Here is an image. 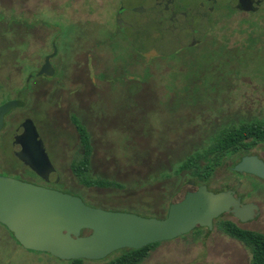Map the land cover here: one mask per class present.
<instances>
[{"label":"rangeland","instance_id":"obj_1","mask_svg":"<svg viewBox=\"0 0 264 264\" xmlns=\"http://www.w3.org/2000/svg\"><path fill=\"white\" fill-rule=\"evenodd\" d=\"M62 1L0 0V100H24L11 109L0 130V172L22 175L34 182L47 180L51 186L77 193L93 205L164 215L169 201L195 187L188 182L189 169L176 170L184 158L206 149L224 127L254 118L264 120V0L246 8L235 0H219V5L201 23V43L178 58L173 57L178 44L171 43L167 33L153 37L141 31L137 39L140 44L152 42L162 52H169L166 58L145 61L143 69L134 56L125 54L131 53L133 43H127L129 48L124 49L125 42L114 37L109 47L97 33L103 19L108 26L114 22L112 0H89L91 11L86 0H68L69 4ZM63 16L78 21L62 20ZM127 17L137 19L138 14L128 11ZM86 19H90L87 25L93 31L87 45L95 57L88 75L104 72L100 78L96 75L97 92H84L98 111L80 118L92 144L89 174L93 178L114 179L121 186H88L71 171L70 163L81 155L83 147L75 124L62 106L59 72L48 78L36 76L29 88L24 86L29 72L37 69L50 49L43 46L50 37L53 36L57 49L53 57L56 64L60 56L64 60L69 58L70 42L77 34L88 39V29L79 22ZM95 41L101 44L95 45ZM77 73L67 69L68 86L77 80L91 86L87 75L80 77ZM119 73L122 76L117 77ZM128 74H132L131 79ZM106 80L117 88L109 91ZM128 84H132L130 88ZM127 87L131 95L137 93V88L141 92L132 97L121 91ZM89 96L68 94L65 102L80 110L82 105L88 108ZM25 116L33 120L56 173L38 175L13 153L12 131ZM254 149L264 157V146ZM232 162L226 156L215 166L209 186L235 185L237 177V193L244 200L258 203L260 212L247 221H239L228 212L222 218L264 231V181L232 171ZM114 255L113 252L98 259L84 258L81 264H106ZM250 256L246 245L213 224L209 229L198 226L159 241L139 264H248ZM62 263V258L47 251L22 246L0 223V264Z\"/></svg>","mask_w":264,"mask_h":264},{"label":"water","instance_id":"obj_2","mask_svg":"<svg viewBox=\"0 0 264 264\" xmlns=\"http://www.w3.org/2000/svg\"><path fill=\"white\" fill-rule=\"evenodd\" d=\"M245 2L253 7L261 0H239L240 4ZM52 71L46 56L38 72ZM23 103L17 97L0 103V128L4 114ZM11 148L36 174L56 173L29 116L13 129ZM232 170L264 179V159L256 153L243 154L232 164ZM224 212L247 221L260 211L255 201L243 200L235 188L213 190L203 182L171 201L164 216L146 215L93 205L77 193L0 172V223L22 246L47 251L62 259H98L118 248H138L176 237L197 226L211 228L214 219Z\"/></svg>","mask_w":264,"mask_h":264},{"label":"flooded vegetation","instance_id":"obj_3","mask_svg":"<svg viewBox=\"0 0 264 264\" xmlns=\"http://www.w3.org/2000/svg\"><path fill=\"white\" fill-rule=\"evenodd\" d=\"M124 1L125 0H115V3H114V1L112 0L113 5L115 7V12H114L113 18H112V20L114 22H112L111 26L110 25L108 26L106 20H104L102 18L103 20H102V22H100V26L97 28V33L103 37L104 43L106 44V46L108 45L109 47L112 46L114 37L119 38V40H122L125 42V44L123 43L124 49L129 48V45L127 43H133V44H131V48H129L131 53H128V51H126L125 54H130V55L134 56L136 58V60H135L136 64H139L141 62V64H143L141 69L144 68V62L145 61L148 62L150 59H153V58L154 59L166 58L167 54H169V52L168 53L162 52L161 47L155 43L149 42V43L140 44L137 39H138L141 31L143 33H147L148 35H151L153 37H158L161 34V32L167 33L168 39L171 41V43H173V44L177 43L178 44V47L175 48V53L173 54L174 55L173 57L178 58V57L184 56L185 53H191L195 49V47L201 43L202 37L204 35V32L202 30L200 31L201 23L204 20H207L210 12L219 5L218 4L219 0H140L138 3H133V4H128L127 2H124ZM235 1L242 8L252 7L250 5H247L246 2L244 4H240L239 0H235ZM62 2L64 4H69L68 0H63ZM104 2L105 1L103 0V3ZM87 4H92V1L86 0V5ZM88 7H89L90 11L93 9L92 6H88ZM113 11H114V8L112 9L111 15H112ZM128 11L137 13L138 18L137 19H131V18L127 17ZM64 18L69 19L68 17L63 16L62 20H64ZM69 20L76 22L77 19H75V20L69 19ZM89 20L86 19L84 21H79L80 23L82 22L81 24H83L88 29V39L81 37L80 34H77V36H75L73 38V40L70 42L71 54H70L69 58L67 60H64L61 56L58 57V64L53 62L54 55H57V49L55 48L54 43H53V41H54L53 36L50 37L49 43L46 44V42H48V40H47L43 45L44 47H45V45H47L46 47H48L50 49L45 53L43 60L39 64L37 69L29 72L28 76L26 77V82L24 84V86L29 88L31 86V82L34 79V77L41 76V77H47L48 78V76L49 77L53 76L59 72L57 75H58V80L60 81L59 86H60V95L63 99V101H62V103H63L62 106L64 107L63 109L67 112V115L69 118H71L72 122H73V120H72L73 117H75L78 119L79 123L81 125H83L85 128H86V126L82 123L80 118H85L87 116H92L93 114H96V112L98 111V108H93V106L90 105L89 101L91 100V98L88 94H86L84 92H86L85 91L86 89H89L91 93L92 92L94 93V91L97 92L98 85L95 81L96 77H97L96 75L98 74L99 78H100L104 74V72L102 70H100L99 72H93V73L88 75V73L91 72V67H92L91 61L93 59H95V57L91 53L92 51H91L90 47L87 45V41H89V38L93 34L92 29L90 30L88 28V25H87V21H89ZM60 23L61 22H59V25H60ZM150 25H154L156 28H152ZM113 27L115 29H113ZM58 30L56 32H58ZM102 31H103V33H102ZM77 33H78V31H77ZM95 33H96V31L94 32V34ZM53 35H55V34H53ZM98 43L101 44L100 41L94 42L95 45H97ZM52 44H53V49H52ZM146 44H149V45L147 47H145ZM124 45H126V47ZM44 47H42V48H44ZM120 47H121V45H120ZM120 47L118 49L123 51L124 49H122ZM46 56H48V59H49L51 67L53 68V71H52V73H47V72L39 73L38 70L40 69V67L44 63ZM53 63L56 64V68H55V65ZM72 63L74 66L71 67ZM71 68L73 69V71H78L77 74L80 77L83 74L87 75L89 77L91 86H89V84H87L86 82L81 81V80H77L75 84H73L72 86H68L66 83V79H67L66 75H67V69H71ZM120 76H122V73H119L117 77H120ZM128 76L130 77V79L132 78V74H128ZM106 81H107V84H105V85H107V88H108V86H109V88H111V89H109V91L113 90L114 87L117 88L118 85L114 86L112 84L113 82L111 83V80H106ZM117 81H118V79H117ZM138 82H139V80H137V83H136L137 86L139 85ZM141 82H142V79H141ZM131 85H129L128 87L130 88ZM87 86H88V88H87ZM120 86H123V85H120ZM128 87L126 90H121V89L120 90L122 92H124L125 94L131 95L130 92H128L129 91ZM99 88H101V87H99ZM102 89H104V88H102ZM105 90H107V89H105ZM82 92L84 94H82ZM135 92H137V93H132V95H131L132 97H133V94L136 95V94L140 93L141 91L139 92V90L137 88V91H135ZM75 93H79V95H81V96L82 95L83 96H85V95L89 96V99L87 98L88 100L86 101V102H88V108H86L85 106L82 105L83 108H81V109H83V110H81V109L76 110L74 108H71V106H69V104L65 102V98L68 94L70 96H73V94H75ZM91 93H90V95H91ZM137 96H139V95H137ZM10 98H16V97H10ZM10 98H8V99H10ZM100 98H102V97H100ZM11 109L8 110L4 114V123H3L2 127L0 128V130L6 125V122H7L6 117H7V114L11 111ZM75 128L77 130L76 124H75ZM87 131H88V129H87ZM88 133H89V131H88ZM79 140H80V137H79ZM89 140H90V135H89ZM90 145H92L91 142H90ZM263 146H264L263 142H261V141L255 142L253 147H251L250 152H245L243 154L256 153L264 159V157L261 156L254 149L255 147H263ZM91 149H92V146H91ZM243 154H241L239 156V158ZM230 167L232 170V165ZM232 171H234V170H232ZM241 173H247V172L242 171ZM247 174H251V173H247ZM251 175L258 177L254 174H251ZM258 178H260V177H258ZM25 179L29 180V178H25ZM235 179H236V183L239 182V179L237 177ZM260 179L264 181V179H262V178H260ZM191 181H193V182L191 183ZM188 182L190 184L194 185L195 187H196V185L199 184V183H196V180L194 178L188 179ZM36 183L51 186L49 181L43 180V179H39V181H36ZM201 183H203V182H201ZM206 184H207L208 188H211L213 190L224 189L227 187H232V188H235V190H236V188H237L236 184L235 185L225 184V186H223L221 188H212L209 186L208 183H206ZM52 187H54V186H52ZM187 189H192V188H187ZM187 189H185V190H187ZM184 191H183V193H184ZM236 194L241 195V194L237 193V191H236ZM242 199H243V197H242ZM171 201H174V200H171ZM245 201H247V200H245ZM167 207H168V205H167ZM258 209H259V205H258ZM166 211H167V208L165 210L164 215L166 214ZM164 215H161V216H164ZM200 227H206L207 229H209L207 226H200Z\"/></svg>","mask_w":264,"mask_h":264},{"label":"trees","instance_id":"obj_4","mask_svg":"<svg viewBox=\"0 0 264 264\" xmlns=\"http://www.w3.org/2000/svg\"><path fill=\"white\" fill-rule=\"evenodd\" d=\"M8 98L10 97L2 98L0 103ZM72 120L76 124L83 146L81 155L70 163L73 174L81 183L88 186H121L122 184L114 179L100 176L93 178L89 174L91 154L89 133L77 118L73 117ZM258 141L264 143V120L262 119L254 118L251 121H241L238 125L224 127L206 149L188 155L178 164L176 170L189 169L188 176L194 178L196 183H208L213 169L222 162L224 157L230 156L233 164L241 154L250 152L251 147ZM20 177L24 178L22 175ZM222 214L214 219V224L249 248L251 256L248 264H264V231L243 227L232 219L222 218ZM10 234L12 235L11 232ZM158 242L147 243L138 248H118L111 252H114L115 255L106 264H139ZM83 259H63L62 264H81Z\"/></svg>","mask_w":264,"mask_h":264}]
</instances>
